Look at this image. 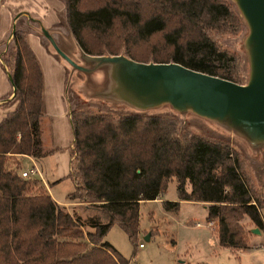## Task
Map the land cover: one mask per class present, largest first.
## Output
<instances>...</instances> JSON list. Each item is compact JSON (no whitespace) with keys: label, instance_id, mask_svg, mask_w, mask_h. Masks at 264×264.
I'll return each instance as SVG.
<instances>
[{"label":"trees","instance_id":"16d2710c","mask_svg":"<svg viewBox=\"0 0 264 264\" xmlns=\"http://www.w3.org/2000/svg\"><path fill=\"white\" fill-rule=\"evenodd\" d=\"M91 3L65 0L69 32L84 52L175 61L239 83L236 56L217 42L243 25L246 31L232 0ZM23 16L33 21L27 14L15 19L14 57L6 63L16 103L0 120V264H126L105 233L116 223L134 240L140 203L173 179L178 199L164 200V208L204 202L219 245L247 247L244 217L264 233V187L254 185L241 155L224 140L179 132L172 111L72 108L74 187L67 198L92 210L86 219L55 201L36 177L22 176L21 156L39 159L56 149L43 142V75L19 26Z\"/></svg>","mask_w":264,"mask_h":264},{"label":"rangeland","instance_id":"374dc122","mask_svg":"<svg viewBox=\"0 0 264 264\" xmlns=\"http://www.w3.org/2000/svg\"><path fill=\"white\" fill-rule=\"evenodd\" d=\"M1 1V0H0ZM61 3L65 7V0H52ZM91 5L92 0H85ZM19 26L27 33L32 30L30 26L36 25L33 21L26 22L23 16L19 20ZM20 28V29H21ZM57 44L75 61L89 66L90 63L82 58L80 46L74 36L69 32L65 16L49 27ZM245 27L236 33H225L217 37L220 47L232 52L237 58L240 81L244 82L247 73V62L242 39ZM43 41L54 53V48L48 39L41 35ZM2 60L6 63L14 57L13 40L2 48ZM4 49V50H3ZM56 53V52H55ZM54 53V54H55ZM66 65V96L70 108L90 107L94 109H112L117 112L133 110L127 104L110 103L101 99L110 96V82L106 65L92 71L84 72L73 68L58 53L55 54ZM99 97V98H97ZM6 103L16 102L13 95ZM4 101V99H3ZM2 101V102H3ZM172 111L178 119L179 132H193L208 138L220 139L228 142L243 158L246 170L251 176L254 185L264 187V146L253 148L241 136L226 129L222 125L197 115L193 112H178L167 105L145 110L148 113ZM28 166V163H25ZM258 189L261 190V188ZM65 188L58 189L61 202L66 199ZM264 197V194H260ZM261 197V196H260ZM176 180H169L166 189L155 199L145 200L139 207V230L134 240L118 225L113 224L104 235V239L110 242L120 254L127 260L126 264H264V233L249 232L247 235V247L236 249L219 245L215 235L214 221H207V210L204 202L180 200L176 210L165 209L164 200H177ZM74 214H80L86 219L91 209H86L84 203L71 204L67 207ZM264 221V207L260 209ZM241 224L245 229L252 228L251 223L242 218ZM85 229L91 227L84 225ZM142 243L143 245H139Z\"/></svg>","mask_w":264,"mask_h":264},{"label":"water","instance_id":"95a60500","mask_svg":"<svg viewBox=\"0 0 264 264\" xmlns=\"http://www.w3.org/2000/svg\"><path fill=\"white\" fill-rule=\"evenodd\" d=\"M232 1L246 26L242 47L247 73L242 83L175 61L145 62L123 53L89 54L80 48L82 58L90 63L82 65L57 44L49 29L36 22L55 52L73 68L88 72L106 65L110 96L100 94L101 99L138 111L168 104L178 112L208 118L258 148L264 146V0ZM250 231L259 232L257 227Z\"/></svg>","mask_w":264,"mask_h":264},{"label":"crops","instance_id":"0c3cea01","mask_svg":"<svg viewBox=\"0 0 264 264\" xmlns=\"http://www.w3.org/2000/svg\"><path fill=\"white\" fill-rule=\"evenodd\" d=\"M23 13L33 18L36 25L26 33V38L34 52L43 75V142L46 147L56 149L36 159L30 155L20 158V171L32 165L39 167L41 176L37 178V185L44 186L51 197L58 203L68 207L76 202L67 198L64 202L58 196V189L65 188L69 193L73 190L74 182L68 176L71 167L74 133L71 120L70 102L66 96V65L49 50L38 30V23L49 29L53 22L65 16V7L52 0H1L0 1V120L6 112L12 110L15 101L4 105L7 100L3 97L13 95V87L6 65L3 63L2 47L11 41L12 26L15 19ZM4 50V49H3ZM3 101V102H2ZM28 163V166L25 165ZM157 198V197H156ZM155 199V198H154ZM160 199V195H159ZM189 201V200H188ZM263 219V218H262ZM209 225L211 221H208Z\"/></svg>","mask_w":264,"mask_h":264},{"label":"built area","instance_id":"2783aa9c","mask_svg":"<svg viewBox=\"0 0 264 264\" xmlns=\"http://www.w3.org/2000/svg\"><path fill=\"white\" fill-rule=\"evenodd\" d=\"M20 174L24 177H30V178L41 176L39 167L37 165H32L28 169H24V170L20 171ZM139 245L141 246L143 244L139 243Z\"/></svg>","mask_w":264,"mask_h":264}]
</instances>
